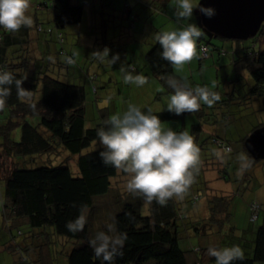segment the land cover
Masks as SVG:
<instances>
[{"label": "trees", "instance_id": "1", "mask_svg": "<svg viewBox=\"0 0 264 264\" xmlns=\"http://www.w3.org/2000/svg\"><path fill=\"white\" fill-rule=\"evenodd\" d=\"M153 1L164 6L168 0ZM42 6L51 8L56 31L44 28L38 21L35 26H22L15 32L0 28V70L8 71L22 81L19 93L13 83L8 86L9 94L0 98V183L3 182L0 200L4 223L1 233L6 237L4 243L0 241L1 250L18 261L30 260L32 264L56 261L57 264H100L88 240L112 224L116 232L126 234L122 255H117L113 264H216L215 257L208 254V248L226 246H238L243 252V259L231 264H264L261 203L256 199L247 203L250 226L239 229L233 223L235 193L217 186L216 179L210 177L215 171L216 160L235 152L233 142L241 143V151L248 157L246 168L254 169L264 163V160H255L245 148L246 139L263 127L264 121L247 128L240 124V129L235 132L232 111L215 113L219 118L213 125L208 124L213 114L211 108L205 110L209 106L203 103L195 112L179 116L166 109L154 111L146 106L142 111L151 109L152 114L160 117L162 125L188 114L198 117L199 122L191 128L194 143L200 149L199 162L193 169L194 182L183 199L173 197L164 205L155 200L148 202L138 193L120 189L115 181L127 174L104 165L99 157L100 148L91 150L98 141L97 128L108 119V109H99L100 123L87 127L86 86L61 81L60 71L47 65L54 62L55 54L65 57V66L76 63L75 54L64 48L67 40L63 30L82 23L84 6L79 5V0H49L39 7ZM127 18L135 27L137 17L128 12ZM34 29L38 34L54 39L60 45L59 50L42 53L37 44L39 39L32 35ZM254 37L256 41L263 39L264 23ZM202 40L203 35L199 42ZM235 41L234 54L238 56L234 60V69L237 74L248 73L255 82L251 94L244 97L246 104H252L264 98V49L258 51L256 45L243 46ZM48 44L50 47L53 42L48 41ZM202 47L208 49L206 57L202 55ZM161 50L156 41L144 55V61L150 69L149 77L161 82L164 92L171 95L172 89L166 83L168 77L187 80L177 76L174 66L161 58ZM209 51V46L201 43V58H207ZM124 52L127 58L126 49ZM118 59L123 58L118 56ZM96 78L90 76V81L94 82ZM93 92L98 93L97 87L94 86ZM33 118L38 121L34 122ZM18 127L21 133L20 139L16 140L14 133ZM243 129H247V133H243ZM240 131L241 135L238 134ZM217 151L223 153L219 158L214 154ZM60 157L64 159L58 161ZM72 158L77 173L68 163ZM219 172V178L229 179L225 169L220 168ZM144 200L147 208L143 205ZM79 216L86 221L83 230L70 232L65 227L66 222ZM261 219L262 223L257 226ZM22 224L27 226L28 232L19 229ZM189 234L205 244L182 249L181 240ZM19 235H25V238L18 240ZM60 254L63 256L61 261L57 260ZM55 255L58 256L56 259Z\"/></svg>", "mask_w": 264, "mask_h": 264}, {"label": "rangeland", "instance_id": "2", "mask_svg": "<svg viewBox=\"0 0 264 264\" xmlns=\"http://www.w3.org/2000/svg\"><path fill=\"white\" fill-rule=\"evenodd\" d=\"M76 1L73 0V2ZM202 1L196 0V3L199 5ZM48 2L49 0H29L26 14L30 17L32 26H35V23L38 21L42 23L44 28L50 27L56 31L51 8L45 6L39 7ZM86 2H89L91 6H87ZM79 5L84 6L82 23L68 26L63 30L67 40L64 48L68 52L75 54L76 63L65 66L63 65L66 63L65 57L55 54L54 62L52 64L47 63V65L52 70L56 69L60 71L59 79L61 81L84 84L86 86L87 127L96 126L100 123L99 109L102 108L108 109V118L112 114L126 110L129 103L135 104L141 109L146 106L151 107L154 111L166 109L170 95L164 92L161 82L149 77L150 69L145 64L144 55L156 43L155 37L157 34L163 31H172L186 27L189 24H195L200 28L203 40L199 42L200 36L196 41V56L182 67H174V72L177 76L187 80V83L191 84L192 87L206 85L219 96V99L213 105L205 109L211 108L210 112L213 113L209 117L211 119L208 121V124H213L214 122L216 124V118H219V115L215 113L219 111H232L234 113L235 122L232 128L235 132L237 129H240V124H245L243 126L247 128L249 125L253 126L261 120L264 121V98L257 99L252 104H246V99L244 98L246 95L251 94V89L255 82L250 78L248 73L242 72L237 74L234 69V60L238 56L234 54V50L237 49V42L233 39L221 38L208 32L202 25L198 8L194 10L191 18L178 19L175 15L177 0H168L164 6L159 5L157 2L155 3L153 0H103L101 3L99 0H79ZM128 12L137 17L135 19V27L131 26V20L127 18ZM32 35L39 39L40 42L37 44L42 53H45V45L42 41L47 40L53 42L50 47L47 46V51L55 53L59 50L60 45L55 43V40L51 39V37L38 34L35 29L32 31ZM52 36L55 37V34ZM238 42L243 46L252 47L256 45L258 51L264 49V37L259 41H256L255 37H250L238 40ZM201 43L208 45L210 48L207 58H201L199 54ZM121 44L126 45L120 46ZM105 47L110 49L109 58L113 55H118L123 59L117 58L114 63L100 62L93 53L98 50L102 51ZM125 49L127 51V58L124 57L125 52L123 53ZM60 65L64 66L63 69L59 68ZM132 68L135 71H132ZM93 75L97 76V78L94 82H91L90 76ZM138 75L146 79V83L142 86H138L134 82H128L125 79L128 76L134 78ZM94 86L97 87L98 93L93 92ZM223 100L228 102L221 103ZM221 108L223 110H220ZM197 119L196 115L188 114L184 118L164 123L162 127L164 129L170 127L177 132L186 130L191 134L192 125L199 122V119L198 121ZM32 120L37 122L38 118H33ZM247 131V129H243V133H247ZM20 133L21 130L18 127L14 133L16 140L20 139ZM238 134L241 135L242 132L240 131ZM233 146L235 150L233 154L223 155L221 159L216 160L217 164H214L215 171L210 173V177L216 179L217 186L225 191L235 193L236 209L233 214V223L239 229H242L250 226L248 210L246 208L247 203L256 199L261 203L264 211V163L254 169L245 168L242 170L239 157L245 152L241 151L240 142H233ZM97 148H100L98 141L93 144L91 150ZM220 153L223 154L222 152ZM63 159L64 157H60L58 161ZM219 162L229 165L224 166ZM68 163L71 165L73 172L77 173L78 168L75 164V159H68ZM220 168L225 169L227 175H230L228 180L218 177L220 176ZM127 180V175H121L115 181V184L120 189L125 190ZM1 189H3L2 181L0 183V198ZM143 205L145 208L148 207L145 200ZM1 207L0 200V241L4 243L6 237H3L1 233L4 224ZM261 223L262 219L257 223V226ZM19 229L26 233L27 226L22 224ZM24 238L25 235L18 236V240ZM201 243L205 244L201 239L189 234L181 240V247L186 250L197 247ZM1 249H3L2 246L0 247V264H32L30 260L27 262L18 261L15 256ZM59 256L55 255L54 257L55 259L58 257L57 260L60 259L61 261L63 256L62 254ZM53 264H57V261Z\"/></svg>", "mask_w": 264, "mask_h": 264}, {"label": "clouds", "instance_id": "3", "mask_svg": "<svg viewBox=\"0 0 264 264\" xmlns=\"http://www.w3.org/2000/svg\"><path fill=\"white\" fill-rule=\"evenodd\" d=\"M28 7L29 0H0V28L15 32L22 26L30 25L31 19L26 14ZM197 8L208 18L216 14L213 7L198 5L196 0H177L175 15L178 19L191 18ZM201 35L200 28L195 24L157 34L155 38L162 49L161 58L176 68L182 67L196 56V41ZM109 53L110 49L105 47L93 54L100 62L114 63L118 56L109 58ZM125 79L138 86L146 83V79L139 75ZM13 83L19 93L22 81L15 79L12 73L0 70V98L9 94L8 86ZM166 83L172 89L166 110L177 116L195 112L202 103L211 106L219 99L207 86L191 87L175 76L168 77ZM96 135L101 162L126 173L125 190L142 195L148 202L155 200L164 205L173 197L183 199L194 182L193 169L199 162L200 149L193 136L186 130L164 129L160 117L152 114L151 109L145 112L129 103L126 110L112 114L99 126ZM214 154L221 157L219 151ZM247 159L244 154L239 157L242 170L247 167ZM85 222V218L79 216L66 222L65 227L75 233L83 230ZM125 240V233L116 232L114 225L108 224L106 231H97L88 240V245L100 264H113L114 258L122 255ZM208 254L215 257L216 264H231L234 260L243 259V252L238 246L209 247Z\"/></svg>", "mask_w": 264, "mask_h": 264}, {"label": "water", "instance_id": "4", "mask_svg": "<svg viewBox=\"0 0 264 264\" xmlns=\"http://www.w3.org/2000/svg\"><path fill=\"white\" fill-rule=\"evenodd\" d=\"M216 10L208 18L200 12L204 28L221 38L243 40L254 37L264 23V0H203ZM245 148L255 160H264V126L252 132Z\"/></svg>", "mask_w": 264, "mask_h": 264}, {"label": "crops", "instance_id": "5", "mask_svg": "<svg viewBox=\"0 0 264 264\" xmlns=\"http://www.w3.org/2000/svg\"><path fill=\"white\" fill-rule=\"evenodd\" d=\"M102 1H103V0H99L100 3H101ZM88 4H89V5H87V6H91V4H90L89 2H88ZM79 30H80V29H79ZM79 34H80V33H79ZM39 42H40V41H39ZM42 43L45 45L44 50H46V48L48 49V47H47V46L49 45V44H48V40H47V41H42Z\"/></svg>", "mask_w": 264, "mask_h": 264}, {"label": "built area", "instance_id": "6", "mask_svg": "<svg viewBox=\"0 0 264 264\" xmlns=\"http://www.w3.org/2000/svg\"><path fill=\"white\" fill-rule=\"evenodd\" d=\"M207 51H208L207 47H202V55H203L204 57L207 56Z\"/></svg>", "mask_w": 264, "mask_h": 264}]
</instances>
